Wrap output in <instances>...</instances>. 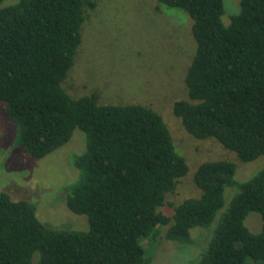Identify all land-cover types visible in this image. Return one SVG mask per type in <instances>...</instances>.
Returning a JSON list of instances; mask_svg holds the SVG:
<instances>
[{
    "label": "trees",
    "instance_id": "16d2710c",
    "mask_svg": "<svg viewBox=\"0 0 264 264\" xmlns=\"http://www.w3.org/2000/svg\"><path fill=\"white\" fill-rule=\"evenodd\" d=\"M154 1L164 13L191 19L186 94L173 100L172 113L188 134L213 137L243 161L264 155V0H240L228 23L223 0ZM97 3L16 0L0 7V103L13 122L12 142L41 158L75 127L82 130L84 150L71 161L76 176L58 195L87 221L84 229L50 227L34 202L0 190V264H152L161 238L177 249L196 245L193 227L205 228L206 241L197 245L195 264H264V165L238 181L233 161L203 160L192 175L200 193L167 202L188 165L162 114L63 84ZM226 189L232 196L224 205ZM168 204L169 212L162 209ZM251 211L260 214L258 231L244 222Z\"/></svg>",
    "mask_w": 264,
    "mask_h": 264
},
{
    "label": "rangeland",
    "instance_id": "374dc122",
    "mask_svg": "<svg viewBox=\"0 0 264 264\" xmlns=\"http://www.w3.org/2000/svg\"><path fill=\"white\" fill-rule=\"evenodd\" d=\"M15 1L1 0L0 7ZM239 1L223 0L224 23H228L231 14L239 11ZM190 21L184 14L179 17L158 10L154 0H98L83 22L81 47L63 81L78 95L97 88L103 102H139L162 114L188 165L186 175L167 195V202L173 204L183 197L200 193L192 175L203 160L224 158L233 161L234 178L238 181L248 178L264 165V155L243 161L213 137L191 136L172 113L173 100L186 94L183 76L195 47ZM1 104L0 190L9 193L13 199L25 198L34 202L39 218L50 227L86 228L85 215L68 210L60 197H63L61 185L76 176L71 161L74 154L84 150L82 130L75 127L67 142L41 158H33L12 142L13 122ZM232 188L236 191V187ZM231 196L226 189L224 205ZM170 207L168 204L162 209L169 212ZM244 222L250 230L258 231L260 214L251 211ZM204 229H191V235L197 240L192 247L180 244L182 249H177L174 242L161 238L157 247H152V264H195L201 251L197 245L203 247L206 242L201 244L200 239ZM206 229L211 233L210 228Z\"/></svg>",
    "mask_w": 264,
    "mask_h": 264
}]
</instances>
